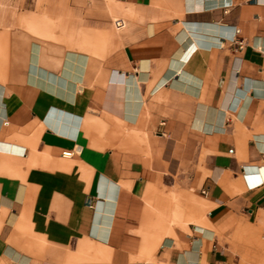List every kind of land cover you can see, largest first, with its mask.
<instances>
[{"label":"crops","instance_id":"obj_1","mask_svg":"<svg viewBox=\"0 0 264 264\" xmlns=\"http://www.w3.org/2000/svg\"><path fill=\"white\" fill-rule=\"evenodd\" d=\"M29 13L38 38L0 29V264L248 262L264 0H112L89 27Z\"/></svg>","mask_w":264,"mask_h":264},{"label":"rangeland","instance_id":"obj_2","mask_svg":"<svg viewBox=\"0 0 264 264\" xmlns=\"http://www.w3.org/2000/svg\"><path fill=\"white\" fill-rule=\"evenodd\" d=\"M48 1L55 5V7L38 8V5H47L49 3ZM69 2H71L70 5H72V7H65V5ZM111 6L112 0H0V29H20L28 33L31 37H36L25 28L24 23L15 22L17 16L21 17L22 15L30 14L29 11L33 9L40 10L51 16H56V18L61 19V21L69 16H71L73 21H78L80 16H85L88 19L89 27L91 25H95L91 21L96 22L101 19V17L108 15L111 17ZM50 26L52 32L56 35L54 40L64 42V40H60L63 38L61 35L65 32L69 35V31H66L65 27L70 25L65 23H52ZM71 27H73V29L77 32L75 30L73 31L78 33L80 23L73 22ZM93 39L95 38L93 37ZM239 231L240 229L237 231V234L240 235L241 231ZM249 231L252 232L250 233V235H252V239L250 241L248 239L242 240L248 243L249 246L242 248L241 254L244 257L251 256V258L246 259L248 262L244 264H264V242L262 240L261 232H257L256 234L254 230ZM233 239L241 241L240 239H237V236H233Z\"/></svg>","mask_w":264,"mask_h":264},{"label":"built area","instance_id":"obj_3","mask_svg":"<svg viewBox=\"0 0 264 264\" xmlns=\"http://www.w3.org/2000/svg\"><path fill=\"white\" fill-rule=\"evenodd\" d=\"M231 42L235 43L236 45H238V48L241 49L242 48V41H239L236 39V32L235 34L232 36ZM64 155L69 156L70 153H64ZM202 193H205V191H202ZM88 205L90 206V201L88 203Z\"/></svg>","mask_w":264,"mask_h":264},{"label":"bare ground","instance_id":"obj_4","mask_svg":"<svg viewBox=\"0 0 264 264\" xmlns=\"http://www.w3.org/2000/svg\"><path fill=\"white\" fill-rule=\"evenodd\" d=\"M98 213V212H97Z\"/></svg>","mask_w":264,"mask_h":264}]
</instances>
